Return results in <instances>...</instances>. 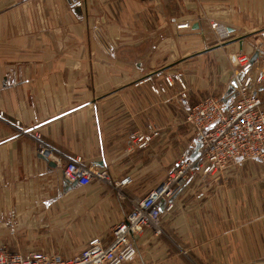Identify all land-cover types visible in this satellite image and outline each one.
Listing matches in <instances>:
<instances>
[{
    "label": "crops",
    "instance_id": "1",
    "mask_svg": "<svg viewBox=\"0 0 264 264\" xmlns=\"http://www.w3.org/2000/svg\"><path fill=\"white\" fill-rule=\"evenodd\" d=\"M93 1L0 0V244L12 251L72 257L94 237L107 245L133 200L161 184L188 146L194 132L185 111L229 92L227 55H253L250 36H264V0H200L221 9L215 15L233 35L209 46L188 32L198 27L187 20L192 0H181L185 20L165 18L161 0ZM185 22L191 29L176 27ZM176 32L184 40L178 53ZM169 74L182 77L185 99L176 81L166 86ZM148 124L159 134L138 147ZM77 156L111 183L66 181L62 167ZM262 164L231 162L216 175L194 168L173 207L161 210V233L144 228L124 264L264 262Z\"/></svg>",
    "mask_w": 264,
    "mask_h": 264
},
{
    "label": "built area",
    "instance_id": "2",
    "mask_svg": "<svg viewBox=\"0 0 264 264\" xmlns=\"http://www.w3.org/2000/svg\"><path fill=\"white\" fill-rule=\"evenodd\" d=\"M75 5L81 6V2ZM188 25L185 22L176 27ZM228 61L232 66L230 91L221 96L208 95L185 111V120L194 132L188 146L161 184L133 200L124 218L112 227L107 245L94 237L75 256L62 257L47 252L22 254L0 244V264H124L136 256L135 238L144 228L161 233V210L173 207L174 193L190 178L194 168H199L204 175H216L231 162L257 160L264 164V50L258 51L254 59L251 54L238 50L228 55ZM164 81L170 87L176 81L180 86L179 99L187 97L186 84L179 74L166 75ZM151 90L159 94L166 88L151 86ZM147 129L148 133L135 136L138 147L159 134L151 124ZM35 136L39 153L48 158L51 150L38 134ZM62 175L66 181L80 186L93 180L111 183L105 170L86 166L80 156L64 163ZM129 182L126 176L117 185Z\"/></svg>",
    "mask_w": 264,
    "mask_h": 264
},
{
    "label": "rangeland",
    "instance_id": "3",
    "mask_svg": "<svg viewBox=\"0 0 264 264\" xmlns=\"http://www.w3.org/2000/svg\"><path fill=\"white\" fill-rule=\"evenodd\" d=\"M192 1L194 2V8L192 9L190 19L188 18L187 20L194 21L198 25V27L195 29V31H189L188 30V32H196L197 34H199L200 41L203 43V46H209V45L214 44V43H219V41H221V42L224 40L228 41V39L233 37V35L231 33L225 32L226 31V28H225L226 22H223L221 20V18L216 17L217 15H215V12L217 14V12H220L221 9H219L217 11H216L215 7L206 9L205 7H201L202 3L200 0H192ZM167 2H168V0H161L159 2V4L157 5V6H159L160 13H163L165 18H167L166 16L168 14V15H174L175 17H178L179 19H183V17H182L183 16L182 15L183 14L182 13L183 2L181 0H179V3L176 2V5H174V6L172 4L167 3ZM99 5H100L99 0L93 1L94 7H97ZM167 19H169V18H167ZM183 20H185V19H183ZM229 21H227V22H229ZM214 23H216V25L214 27H212L214 25ZM186 29H191V27L186 28ZM243 31L245 33H248L247 30H243ZM181 33H183V32H176L174 35H172L175 39L176 44H177V46L174 48L176 53H178L177 50H178L179 46L182 44V42L184 41V40H181V37H182ZM250 35H252V34L249 33L248 36H250ZM177 37H178V42L176 40ZM250 37H252V38L249 40V43L251 44V45L250 44L249 45L252 46V50L253 51L255 50V53H257L260 50H264V36L263 35L260 36L261 38L259 37V35H255V36L252 35ZM180 40L182 41L181 43H179ZM228 55H227V59H228ZM178 58H179V55L170 56V57H168V59L166 57H163V58H161L160 65L164 64L165 62H170L172 60H173L172 62H176L178 60ZM228 65L232 69V66L230 65L229 61H228ZM262 165L264 166V164H262ZM261 183L264 184V182H261ZM250 203H252V202H250ZM259 203L264 204L263 201L259 202Z\"/></svg>",
    "mask_w": 264,
    "mask_h": 264
},
{
    "label": "water",
    "instance_id": "4",
    "mask_svg": "<svg viewBox=\"0 0 264 264\" xmlns=\"http://www.w3.org/2000/svg\"><path fill=\"white\" fill-rule=\"evenodd\" d=\"M195 26H197V24H196ZM195 26H194V27H195ZM256 55H257V53H254V54L252 55V59H254V58L256 57ZM228 91H230V89H229ZM76 184H77L76 182H73V183H72V185H76Z\"/></svg>",
    "mask_w": 264,
    "mask_h": 264
}]
</instances>
